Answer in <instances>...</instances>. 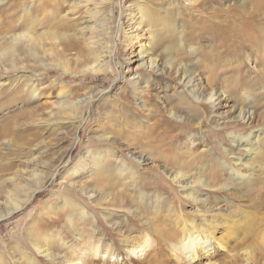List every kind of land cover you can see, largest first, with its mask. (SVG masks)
I'll return each mask as SVG.
<instances>
[{
  "label": "rangeland",
  "instance_id": "rangeland-1",
  "mask_svg": "<svg viewBox=\"0 0 264 264\" xmlns=\"http://www.w3.org/2000/svg\"><path fill=\"white\" fill-rule=\"evenodd\" d=\"M32 22L30 34L76 37L82 52L69 47L59 56L45 38L35 56L22 38L17 67L0 57V211L22 205L0 219V254L11 263L19 243L35 255L28 231L36 227L58 231L61 253L86 248L89 264L123 263L102 255L124 236L149 241L145 264H244L246 250L252 264H264L256 248L264 230H253L264 218V0H0V51ZM191 63L197 77L186 86L178 67ZM213 88L221 94L210 109ZM192 89L206 90L205 98ZM245 102L254 109L246 122L238 113ZM232 135L255 151L244 165L230 152ZM178 173L201 193L179 184ZM243 173L253 177L242 181ZM99 178L110 185L102 194L92 186ZM197 195L205 198L200 210ZM72 204L88 211L78 220L73 213L83 237L65 217ZM207 219L218 246L172 260L169 242Z\"/></svg>",
  "mask_w": 264,
  "mask_h": 264
},
{
  "label": "bare ground",
  "instance_id": "bare-ground-1",
  "mask_svg": "<svg viewBox=\"0 0 264 264\" xmlns=\"http://www.w3.org/2000/svg\"><path fill=\"white\" fill-rule=\"evenodd\" d=\"M30 6H31V4H27V6L25 8L29 9ZM26 9H24V12L29 11ZM158 19L161 21L162 18H158ZM168 19H169L168 16H166L164 18V22H163L164 26L167 24ZM143 20L144 19L141 20V22L139 24V28L142 27V21ZM34 22H32V24L29 25L27 28L24 27V29H28L26 32H19L18 34H11L8 37H6L7 39L5 38L6 40H5V45H4L5 46L4 51H0V57L5 56V54H6L7 55L6 60H10V65L12 67H17V61L19 60V58L16 55L17 53H15V51L17 49V42L19 40H21L22 38H27L29 40L30 44L33 43V45H35L34 46V50H35L34 55L35 56L38 54L37 52H39V51H36V49L38 48V47L36 48V46H38V45L41 46L43 44V43H41V41L45 38H50L52 40V42L54 43L53 44L54 47L59 51L58 52L59 56L65 54V52L67 51V48H69V47H71V48L78 47L79 48L80 44H79L78 38L70 36V35L69 36L59 35L57 33L58 31H55V30L48 32L47 34L41 33L38 35L37 34L34 35V32H31V34H30V30L33 29V26H35ZM170 23H174V22L170 21ZM248 24H250V23H248ZM172 26H176V25L172 24ZM11 27H14V30H15L16 25L11 26ZM159 38L155 39V37H154V38H152V41L159 40ZM175 42H178L180 45L182 44L181 46H183V44H184V42H182V38H180V37ZM62 43H63V46L60 47V45H62ZM106 48H107V46L104 48V50L101 51L102 54H104L103 52L107 51ZM191 51H192V53H195L194 49ZM79 52H82L80 50V48H79ZM150 60L151 61L149 63V68L150 67L152 69L156 68L158 66L157 57H152V59H150ZM172 61H173V58H172ZM173 65H172V63H170L169 67H171ZM178 68H179L178 70H181V72L183 74L182 81L184 82V85L193 86L195 83L196 77H197L195 66L193 64L192 65L180 64V66ZM14 69H16V68H14ZM91 69L94 71L95 70L94 66H92ZM26 84L28 85V83H26ZM30 93H31L32 97H36L37 96L36 87H32ZM191 93H192L193 97H195L196 99H204L206 96V90L203 91L202 89H200L198 91H195V89L194 90L192 89ZM220 94L221 93L218 91V89H214V88L209 93L206 102L208 103L207 105L209 106L210 109L216 107L217 102L220 99ZM238 110H239V112H238L239 118L241 119V121L243 120L244 122L249 121L252 117V114L254 113L253 104L250 102H245L243 104V106L238 107ZM230 137H232L231 141H232V144L234 146V149L237 150L236 152H235V150L234 151L232 150L230 152L234 156V159L236 160L237 164L244 165L247 160L251 159V157L253 156V153L255 151L251 147L242 146L243 144H241V143H243L244 140L239 139V137L233 136V135ZM249 140H250V138H249ZM245 141H248V140H245ZM253 141L254 140H252V143H254ZM242 150H244V152H241ZM186 166H188V165H186ZM185 169H186V167H185ZM124 171H125V167L123 166V164H120L119 168L117 169V173L121 174ZM175 177H177L179 184L181 183V185L184 186L185 188H195V193H198L201 191V189H199V187H197L192 181H190L189 178L186 177V175H184V173L183 174L178 173L175 175ZM252 177L253 176L251 175V173H243L242 175H239V178H241L242 181L247 180V179L252 178ZM108 181L109 180H107L106 178H99V179H96L95 181L92 182V186H94L93 188L98 189L100 191V193L102 194L103 191H105L104 189H106L107 187L110 186V185L108 186V184H109ZM132 185L135 186L134 184H132ZM94 191H95V189H94ZM94 191L92 192V196L97 194L96 191H95L96 193L94 194ZM89 192H91V191L89 190ZM109 192H108V194H109ZM97 195L100 196L99 193ZM118 196L119 195H116L115 197L117 198ZM119 198H117V199H119ZM194 198L197 201L196 205H198V209L199 210L202 209L203 204H205V202H204L205 198L203 199V198L199 197L198 195H197V197H194ZM21 207H22V205H20L18 202H16L14 209L9 210L8 213H3L2 211H0V219L9 216L11 213L16 212ZM204 208L207 209L206 210L207 212L204 211L207 214H208V211L213 214V210H215L213 205L209 206V208H206L204 206ZM64 212H66L64 214H65L67 221L69 223H71L72 230L76 234H79V236L83 237L82 234L79 233L77 222L74 220V217L76 215L74 216L73 213L74 212L78 213V215L76 217V219L78 220L80 218L88 216L87 209H85L83 207V205H81V204H72L70 206V208H68L67 211H64ZM201 212H203V211H201ZM109 216H106V218ZM218 222H216V223H218ZM212 223L210 224L208 222V219L205 220V222L202 225H198L195 222H191L190 223L191 227L189 228L187 233L185 232V237H183L181 240L180 239L176 240L175 238H173V240H171L169 242V245H168L169 251L168 252H169L170 258L176 262H183V261L189 262V261L195 259V257L200 256V253H208L211 249L216 248V246H218L219 242L216 241L212 236L213 231L210 227L215 228V225H216L215 223H213V224ZM145 228H149V227H145ZM253 230L255 231L254 234L261 233L262 230H264V218H260V223L258 222V224L253 227ZM119 231L124 232L120 228H119ZM147 231H149V230H147ZM123 235H125V234H123ZM121 236H122V234H121ZM161 236L166 237V235H161ZM252 236H254V235H251V237ZM58 238H59V233L57 230H56V232H53L52 234H50V233L40 234L39 229L36 230V227H31V229L28 231V240H29V246L31 247L32 251L35 252V255L32 254V252L30 254L29 253L27 254V252L25 253V251L20 248L21 245L19 243H17V244H15V246H12L13 248L11 247V249H12L11 254H13L12 255V262L11 263L9 262L10 260H8L7 256L5 255L6 253L5 254L1 253L0 254V264H58L59 262L63 263V264H89V260L87 259L89 257V254L86 252V248L83 249L80 247L79 250H75V251L73 250L71 252H69L70 251L69 250L67 252V254L61 253V251H57L58 249H60V245L63 244V243L56 244V242L59 241ZM143 238L144 237H142V239H139V238L133 237V236H131V237H129V236L128 237H125V236L120 237V239L122 240V244H119L120 247H118V250L116 251L115 248H106L104 250V254L102 256L104 259L106 257H109V256H113V257H116V255L123 256L122 259L124 262L121 264H131L135 261L136 262L139 261L140 264L141 263L145 264L149 259V255L147 253H148V249H149L148 247H149L150 243L147 239H143ZM255 239L257 240L258 237L257 238L254 237V240ZM263 242H264V240H262V245H258L256 247L257 249L262 250V252H264ZM18 244H19V246H18ZM83 244H85V243H83ZM221 244L222 243H220L219 245H221ZM92 252L94 253L93 255H98L99 257H101V255L99 253L100 250H99L98 245H95L92 248ZM251 252H249V250H246L245 254L242 255L243 256L242 260L244 261V264H250L251 263V260L253 259V258L252 259L250 258L252 256ZM111 264H113V262ZM211 264H213V263H211Z\"/></svg>",
  "mask_w": 264,
  "mask_h": 264
}]
</instances>
